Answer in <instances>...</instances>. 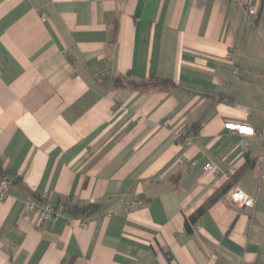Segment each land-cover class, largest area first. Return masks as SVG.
<instances>
[{
    "label": "crops",
    "instance_id": "obj_1",
    "mask_svg": "<svg viewBox=\"0 0 264 264\" xmlns=\"http://www.w3.org/2000/svg\"><path fill=\"white\" fill-rule=\"evenodd\" d=\"M248 2L255 22L236 0H0V264H264V0ZM152 74L175 86L116 84ZM44 194L53 222L24 211Z\"/></svg>",
    "mask_w": 264,
    "mask_h": 264
},
{
    "label": "built area",
    "instance_id": "obj_2",
    "mask_svg": "<svg viewBox=\"0 0 264 264\" xmlns=\"http://www.w3.org/2000/svg\"><path fill=\"white\" fill-rule=\"evenodd\" d=\"M239 5L246 11L247 15L251 18L252 22L257 20V11L254 7L250 5L248 0H236ZM42 18L47 19V14H43ZM235 77H238V71H234ZM182 138V134L179 135ZM244 150H247V145L243 142L242 145ZM205 172H212L215 170L214 166L211 163H207L204 166ZM261 182H264V173L261 175ZM11 187V181L8 178L0 179V202L7 199L9 195V190ZM228 201L239 207V208H249L254 210L256 206V200L251 198L245 192L241 191L239 188L232 189L227 195ZM70 204L72 206L78 204L77 200L71 199ZM134 204H131L133 206ZM24 211L26 213H35L38 215L39 219L43 222H53L59 217V213L52 204L51 197L48 194L37 198H31L24 202ZM111 212L107 214L110 216ZM77 219L72 220V223H75ZM82 224H86V220H82Z\"/></svg>",
    "mask_w": 264,
    "mask_h": 264
},
{
    "label": "trees",
    "instance_id": "obj_3",
    "mask_svg": "<svg viewBox=\"0 0 264 264\" xmlns=\"http://www.w3.org/2000/svg\"><path fill=\"white\" fill-rule=\"evenodd\" d=\"M116 84L118 87H125L129 86L134 89H142L147 90L150 88L160 87L162 89H170L173 88L175 85L173 82L165 79H161L160 77L155 76L154 74L151 75L149 80L147 81H131L126 80L123 78H117ZM242 175V171L237 173L233 176L224 186H222L219 190H217L206 202L189 218L186 220V227L187 231L191 233L193 231L194 225L197 224L201 216L208 210V208L217 202L220 198L225 196V194L236 184L239 177ZM96 207L94 205L89 206H79L78 204L72 206L70 203H66L65 210L67 212H72L73 214H82L88 215L92 214L95 211Z\"/></svg>",
    "mask_w": 264,
    "mask_h": 264
}]
</instances>
